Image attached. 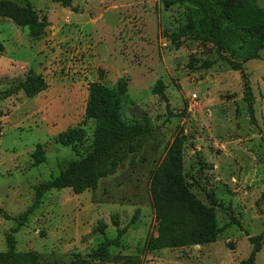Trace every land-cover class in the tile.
Wrapping results in <instances>:
<instances>
[{
	"label": "rangeland",
	"instance_id": "374dc122",
	"mask_svg": "<svg viewBox=\"0 0 264 264\" xmlns=\"http://www.w3.org/2000/svg\"><path fill=\"white\" fill-rule=\"evenodd\" d=\"M28 3L50 25L40 39L26 27L0 17V95L40 74L49 88L35 98L22 91L0 98V251L12 234L16 249L36 252L47 264H241L260 236L254 264H264V50L246 63L254 93L250 120L241 72L222 59L212 43L170 36L186 24L189 3L166 8L163 0H73L64 7L52 0H8ZM264 9V0H256ZM207 64H211L208 66ZM129 81L123 116L128 122L149 121L150 133L134 141L136 153L95 189L75 194L51 190L41 207L18 226L33 204L35 189L57 177L78 156L58 143V135L84 126L89 149L95 122L86 120L89 84L114 86ZM158 80L165 95L152 90ZM196 94L198 99L192 100ZM181 139L183 165L192 192L207 203L214 193L225 206L216 210L221 229L210 245L151 250L159 236L149 192L151 174L166 150ZM42 144L46 161L34 165L33 152ZM225 208H231L226 210ZM140 209L138 220L132 218ZM126 230L120 245L104 257H92L105 240L117 238L111 216ZM232 217L240 225L234 223ZM102 220L105 235L92 230Z\"/></svg>",
	"mask_w": 264,
	"mask_h": 264
},
{
	"label": "trees",
	"instance_id": "16d2710c",
	"mask_svg": "<svg viewBox=\"0 0 264 264\" xmlns=\"http://www.w3.org/2000/svg\"><path fill=\"white\" fill-rule=\"evenodd\" d=\"M52 1L70 7L73 0ZM182 1L189 3L191 15L185 25L171 34V42L179 44L186 39H194L212 43L218 55L227 61L234 71L241 72L250 120L254 121V93L244 65L260 59L261 51L264 50V9L258 6L256 0H163V3L166 8H171ZM0 17L9 18L16 25L28 28L30 35L36 40L45 35L50 25L48 17L40 16L30 3L21 7L12 1L0 0ZM2 50L3 46L0 44V52ZM48 88L49 84L44 77L31 71L24 82L7 89L0 98L13 96L20 91L27 98H35ZM88 91L89 101L85 117L86 120L95 122L89 149H85L88 132L82 125L69 128L58 135V143L70 147L78 159L71 161L57 177L35 189L33 204L18 218V226L12 230L13 232L24 226L41 207L47 192L71 189L78 195L95 189L100 179L115 174L120 164L127 159L125 145H129V153H136L134 141L152 131L148 120L128 122L124 119L123 105L129 92L127 78H120L111 87L100 82H92ZM152 92L164 97V82L158 80ZM183 145L181 139L170 145L151 174L149 192L159 233L158 238L149 245L154 251L189 245H210L217 242L221 232L217 224L216 210L225 206L214 193L206 194L207 203H203L192 192L184 171ZM32 156L34 165L46 161L42 144L36 145ZM139 215L140 209H137L132 224L138 220ZM232 220L240 225L233 217ZM111 221L117 228V238L105 240L92 257H104L110 247L120 245L126 230L120 228L117 214L111 216ZM107 228L108 224L100 220L92 233L105 235ZM260 239V236L250 238L254 244L253 252L250 258L241 264H254L255 254L261 250ZM7 245V251H0V264H47L36 252L18 251L12 234L7 236ZM70 264L88 262L76 259Z\"/></svg>",
	"mask_w": 264,
	"mask_h": 264
},
{
	"label": "built area",
	"instance_id": "2783aa9c",
	"mask_svg": "<svg viewBox=\"0 0 264 264\" xmlns=\"http://www.w3.org/2000/svg\"><path fill=\"white\" fill-rule=\"evenodd\" d=\"M196 99H198V96L196 94L192 95V100L195 101Z\"/></svg>",
	"mask_w": 264,
	"mask_h": 264
},
{
	"label": "crops",
	"instance_id": "0c3cea01",
	"mask_svg": "<svg viewBox=\"0 0 264 264\" xmlns=\"http://www.w3.org/2000/svg\"><path fill=\"white\" fill-rule=\"evenodd\" d=\"M45 92V91H44Z\"/></svg>",
	"mask_w": 264,
	"mask_h": 264
}]
</instances>
